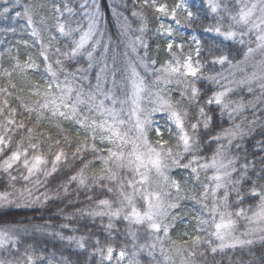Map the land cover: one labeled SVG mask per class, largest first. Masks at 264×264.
Returning a JSON list of instances; mask_svg holds the SVG:
<instances>
[{
  "label": "snow or ice",
  "instance_id": "obj_1",
  "mask_svg": "<svg viewBox=\"0 0 264 264\" xmlns=\"http://www.w3.org/2000/svg\"><path fill=\"white\" fill-rule=\"evenodd\" d=\"M206 2L218 19L205 31L245 49L243 60L233 65L228 55H213L212 48H209L211 63L221 66L227 63L230 68H239L241 63L255 61L254 70L250 74L245 72L242 79L235 81L241 89L246 87L247 92L254 95L253 100L228 99L235 90L231 86H222L221 90L212 92L201 102L202 91L197 82L207 80L219 84L220 79L226 77L222 74L204 75L208 61L199 59L203 55L200 40L192 38L196 45L197 59L194 60L191 51L185 54L184 45L171 39L176 32L175 26L183 23L191 27L198 19L183 0L171 7L159 0H142L141 8H152L157 19L167 17L175 22L174 26L160 21L157 31L169 37L166 44L169 58L159 67L155 66V59L149 62L146 54L139 55L138 46H142L145 52L148 47L143 40L145 17L143 12H132V16L140 20L137 31L141 35L129 39L127 44L136 59L127 65L121 82L123 98L114 94L117 88L115 69L112 71L111 88L101 84L106 66L97 72L96 84L85 91L83 80L87 77L79 81L77 77L81 69L67 71L60 59L56 60L59 68H54L49 62L48 49L56 36H51L48 44L43 43L41 36L42 32L49 30L46 18L40 16L36 19L38 10L35 4L16 0L22 11H15V17L26 20L30 35L40 43V56L51 79L45 78L43 84L21 80L19 86L14 82L13 74L17 71L26 76L29 69L39 67L31 56L23 64L16 59L11 69L0 70V176L7 177V186L13 189L12 192H0V209L52 199L47 191L39 195L37 192L41 187H47L50 177L67 167L75 171L58 184L57 189L62 188L67 194L69 186L75 183L78 190L107 192L110 196L96 199L95 207L88 209L86 214L107 217L106 231L109 235L115 220L122 219L128 225L131 251L127 246L117 251L112 243L101 247L97 239L95 253L100 258L98 264H141L139 257L143 253L151 257L150 264H175L171 253L179 257L180 264H198L197 256L205 255L198 252L203 245H208L211 252L216 253L237 247L250 248L258 241L264 244V138L257 140L251 151L246 146V138L252 136L258 127L264 130V120L256 115L264 112V0H235V11L229 9L227 0H224L223 10L229 21L227 26L224 25L225 16L220 15L222 0ZM118 7L115 0L107 5L120 34L126 36L131 24ZM79 8L83 20H74L76 10L70 6L69 0H62V6L57 3L56 29L61 37L79 33V39L71 40V51L62 53L69 61L84 56L86 47L91 44L92 50L86 52L88 68L91 69L93 53L101 44L96 35L99 32L103 36L100 26L106 18L101 0H91L90 3L84 0ZM9 12L6 6L0 10L3 15ZM178 14L183 15V21ZM65 15L68 20H63ZM84 21L87 22L86 28ZM72 23L77 26L72 27ZM93 40L95 43H91ZM23 43L27 45L28 42ZM56 51L60 53L59 48ZM138 67L144 69V75ZM149 76L154 77L150 83ZM231 83L229 81V85ZM172 85L176 88L170 87ZM257 89L259 95H255ZM173 91L179 92L178 99L173 98ZM213 105L219 108L221 121L227 115L229 126H221L215 135L210 136L209 143H217L211 156H201V128L204 133L211 131L214 116L206 108L211 110ZM249 108L252 109L250 120L243 115ZM155 113L164 114L168 139H164L160 126L155 127V141L149 139L148 130L153 125ZM238 116L239 123L236 122ZM63 122L75 127L74 134L69 133ZM261 135L264 136V131ZM173 168L189 170V175L183 179L184 187L179 179L170 175ZM14 170H20L18 175L13 174ZM18 179L25 182L19 190L15 187ZM190 179L203 189L199 196L193 194L191 198L202 205L210 219L201 213L197 217L198 234L185 232L183 235L188 239L178 243L171 240L169 232L180 217L174 215L169 219L170 210L176 209L179 201L185 198L181 194L187 190ZM192 191L195 193V185ZM233 194L236 204L242 205L246 199L256 200V203L229 211ZM55 195L59 196V191ZM87 199L93 200V196ZM78 211L84 213L83 209ZM240 219L246 221L247 227L237 235ZM62 227L67 228L68 225ZM140 228L147 231L150 243H138ZM27 231L28 228L20 223L4 224L0 227V250L10 255L12 251L19 253L17 233ZM202 232H207V237L199 234ZM66 239L75 241L81 249L85 248L84 237L69 236ZM166 239L171 242L170 248L164 247ZM158 246L162 259L156 258ZM35 259L26 248L14 259H0V264H35Z\"/></svg>",
  "mask_w": 264,
  "mask_h": 264
},
{
  "label": "trees",
  "instance_id": "obj_2",
  "mask_svg": "<svg viewBox=\"0 0 264 264\" xmlns=\"http://www.w3.org/2000/svg\"><path fill=\"white\" fill-rule=\"evenodd\" d=\"M28 2L35 4L37 7L38 15L36 19H39L40 16H44L47 20L49 30L41 33L43 43L48 44L50 37L56 36V40L51 41V47L48 49L49 62L52 63L53 67L56 69L59 68V66L56 65L57 59L63 61V67L67 71H75L77 68L81 69V71L77 73V77L78 81L83 77H87V79L83 80L84 88L88 87L89 81L90 84L96 81V74L100 72L97 64L101 62V58L107 61H113L118 67L121 66L120 71L124 69L123 67H127L128 61L126 59L128 57L136 59V55L130 53L131 49L127 47L129 39H135L137 37L136 32L140 26V20L132 16L134 10L143 12L145 17L146 31L143 40L148 47L145 52L142 46H138L139 55L145 56L146 54L149 62L155 59L157 61L156 65L162 64L165 59L169 58L166 51L168 40L156 32L160 19H157V14L152 8H141L142 0H135V2L134 0H115L119 5L118 10L123 13L124 17H127L131 24V30L126 36L120 34L117 23L107 8V5L113 3L114 0H101L106 20L102 21L100 26L103 36L101 37L99 32L96 35V39H101V44L97 46L96 51L93 53V59L91 61L93 67L91 69L88 68L89 60L86 58V52L92 50L91 44L86 47L84 56L78 57L74 61H69L62 55L65 51H71L72 39H79V33H75L72 37H61L56 29L57 14L55 12V5L60 3L62 6V0H28ZM82 2H84V0H69L70 6H73L76 10V16L73 18L74 20H83L81 9L79 8V4ZM90 2L91 0H89V3ZM159 2L173 6L178 0H159ZM223 2L224 0H222L220 15L225 16L224 25L227 26L229 21L223 10ZM229 3L230 1L227 0V5H229ZM5 6L10 9V12L7 15L0 14V70L6 68L11 69L16 59H19L20 63L23 64L27 57L31 56L39 67L37 69H29L26 76L24 73L17 71L13 74V80L18 86L21 80L43 84L45 78L51 79V77L46 72V65L43 61V57L40 56V43L36 41V38L30 35V30L26 26V20L15 17V11H22V9L16 5V0H0V10ZM191 8L195 10L198 19L191 27L183 25L185 29L188 30L187 34H185V39H189L195 34L197 39L201 41L203 55L199 59L208 61L204 67V75H215L216 72H219L223 67L228 65L227 63L223 66L219 64L213 65L211 63L212 56L209 55L208 52L209 48H212L213 55H228L233 64L242 60L245 49L239 44L225 42L214 33L205 31L206 27L214 25L218 19L217 15L211 13L206 0H193L191 2ZM61 10H63V8H61ZM231 10L235 11L234 9ZM63 20H68L67 15L63 17ZM76 26L75 23H72V27ZM83 26L85 28L87 27L86 21H84ZM24 41L28 42L27 45L23 43ZM105 45H107V49L103 52L102 49ZM57 48L60 49V53H57ZM194 49V47L191 48L193 55L195 54ZM107 73L108 72L103 73L102 75H106ZM224 82L225 81L221 79L219 84L210 83L207 80L198 81L197 86L202 91L201 102H203V99L210 96L212 92L221 90L222 86H224ZM104 85L106 86L107 83L103 84V86ZM172 95L174 99L179 98L178 91H173ZM255 95H259L258 89ZM33 99H35V97H33ZM228 99L234 101L243 99L247 102L253 100L254 95L248 93L246 87L243 89L238 88L230 94ZM185 103H187V101H185ZM13 104L16 106L15 102H13ZM192 111L194 113L195 109ZM206 111H209V114L214 116V120L210 132L204 133L201 128V156H211L212 152L217 147V143L214 141L209 143L210 136L215 135L221 126H229L227 115L225 114L223 121H221L219 108L215 105L212 106L211 110L206 108ZM243 115L247 116L249 120L252 119V109L249 108ZM256 115L259 116L261 120H264V112H257ZM236 122H240L239 116L236 118ZM63 126L68 128L70 134H74L75 127H69V122H63ZM244 126L247 127V124ZM161 128L164 132V139H168L166 126ZM52 131L55 132L56 129H52ZM262 131L264 130L258 127L252 136L246 138V146L249 151L252 150L257 140L264 138V136L261 135ZM150 137L154 142L156 139L155 133L153 134V132H150ZM172 143L175 144V141H172ZM249 158L251 159V157ZM96 166H98V162ZM18 171L20 170H14L13 174L18 175ZM73 171H75L74 168H62L54 177L49 178V183L46 188L41 187L39 192H37V195H39L47 191L50 196H53L52 199L46 202L42 199L40 203L34 204L21 203L19 207L12 205L10 208L0 209V227L4 226L6 223H20L28 228L27 232L17 233L19 253L12 251L10 255L8 252L0 250V259H14L24 253L27 248L36 258L35 264H98L100 258L98 254L95 253L97 239L100 241L101 247L108 243H112L117 251L125 246L131 251L132 241L128 236V225L125 221L122 219L115 220L114 228L112 229L111 235H109L106 231V225L108 224L107 217H92L86 214L88 209L95 207L94 201L96 199L110 196V194L101 192L99 189H96L94 192H89L87 189L78 190L75 183L69 186L67 194H65L62 188L57 189V185L67 180V177L71 175ZM208 174L210 175L211 173L209 172ZM170 175L179 179L182 187H184L183 179L189 175V170L173 168L170 171ZM203 177L204 173L202 172V180ZM41 179H43V177H41ZM24 184L25 182L23 180L18 179L15 187L19 190ZM194 185L195 193L192 191ZM5 190L9 192L13 191L12 188L7 186V177L0 176V192ZM202 190L203 189L199 185L195 184L194 180H189L187 190L181 194L185 198L179 201V206L174 209L175 211L172 215H179L180 219L175 222V227L170 229L169 235L171 240H176L178 243L187 240L188 237L183 235L185 232H188L190 235L198 234L196 232L198 223L197 217H200L201 213H203L204 218L210 219L202 205L191 198L193 194L199 196ZM57 191H59V196L55 195ZM172 191L174 194L175 190L173 189ZM220 195H223L222 191ZM88 196H93V200H88ZM208 203L209 205L211 204V199H209ZM255 203L256 200L246 199L242 205L236 204L235 195L233 194L229 201L230 208L228 210L234 212L239 207L247 208L249 205H255ZM80 209H83L84 213L78 211ZM169 219H171L170 216ZM65 224L68 225L67 228L62 227V225ZM244 224H246L245 220L240 219L238 221L237 235L243 232ZM138 234V243L151 242V238L144 228H140ZM199 234L207 237V232ZM161 235H163V233H161ZM69 236H74L77 239L84 237L85 248L81 249L77 246L75 241L66 239ZM167 241L170 242V240ZM201 251L204 252L205 255L203 257L197 256L196 259L198 264H264V244L259 241L250 248L242 249L237 247L236 249H225L223 252L218 250L216 253H212L208 245H203L198 249V252ZM156 258L161 259L157 254ZM139 259L141 260V264H150L151 261V257L147 256L146 253L141 254Z\"/></svg>",
  "mask_w": 264,
  "mask_h": 264
},
{
  "label": "rangeland",
  "instance_id": "obj_3",
  "mask_svg": "<svg viewBox=\"0 0 264 264\" xmlns=\"http://www.w3.org/2000/svg\"><path fill=\"white\" fill-rule=\"evenodd\" d=\"M193 0H183V2L187 5V7H188V9L190 10V11H192V12H194V13H196L195 12V10L194 9H192L191 8V2H192ZM230 1V3H229V5H228V7H229V9H234V10H236V6H235V0H229ZM178 2H179V0H178ZM171 7V6H170ZM178 18L179 19H181L182 21H183V15L182 14H178ZM163 21V23L165 24V25H168V24H173L174 26H175V22L174 21H172V20H170L169 18H167V17H161L160 18V21ZM160 24V23H159ZM184 24L182 23L180 26H175V28H176V32L174 33V35H173V37H171V39H173L174 41H175V43H177V44H183L184 45V53L185 54H187L189 51H191V48L192 47H196V45H195V43H194V41H193V37H195V39H197V36L196 35H193V36H191L189 39H185V34H187V30L185 29V26H183ZM140 27V26H139ZM138 27V28H139ZM158 28H159V25H158V27H157V29H156V32H158L157 30H158ZM146 31V30H145ZM145 33V32H144ZM136 34H137V36H140L141 34H140V32L139 31H137L136 32ZM158 34H160V35H162V36H164L167 40L169 39V37H167V35L165 34V33H160V32H158ZM143 36H144V34H143ZM198 40V39H197ZM92 43H95V40H93L92 41ZM254 46V45H253ZM174 51H177V49H173ZM102 51L103 52H105L106 51V48H105V46L103 47V49H102ZM131 51V50H130ZM130 53H132V52H130ZM133 54V53H132ZM193 56V59L195 60V59H197L196 58V55L194 54V55H192ZM256 59L258 60L259 59V56H257L256 57ZM127 61H128V64L130 63V62H133V61H135V59H133V58H131V57H128L127 59H126ZM243 60V59H242ZM242 60H240V61H242ZM237 63V62H236ZM236 63H234L233 65H235ZM254 63H255V61H253V60H250V61H248L246 64L245 63H241L240 64V66H239V68H230L229 67V65H226L225 67H223L219 72H216L215 73V75L216 74H222V76H224V77H226V79H221V80H223V81H225L224 82V86H231L234 90H236V89H238V88H240L236 83H235V81H238L239 79H242L243 78V76L245 75V72H247V73H251L254 69H253V65H254ZM97 66H98V68L101 70L102 68H105L106 66V72H108L106 75H101L102 77H101V83H102V86H103V84H106L107 83V85H106V88H111L112 87V80H113V76H112V71H113V69H115V71H116V73H117V75H116V77H115V79H116V83H117V88L116 89H114V94L116 95V96H118L119 98H123V94H122V92L120 91V85H121V82H122V80H123V77H124V75L126 74V69H127V67H123L124 69L122 70V71H120V69H121V66H117V64L115 65L114 63H113V61H107L106 59H104V58H101V62H98V64H97ZM156 67H159L160 65H155ZM138 71L141 73V75H144L145 73H144V69L142 68V67H138ZM105 72V73H106ZM64 77H63V75L61 74L60 75V79L62 80ZM152 79H154V77H151V76H149L148 77V80H149V83L151 82V80ZM229 81H232V83L229 85ZM96 82L97 81H94L92 84H89V85H87L88 87L87 88H84L85 89V91H88L89 89H90V85L91 86H94L95 84H96ZM109 84V85H108ZM105 86V85H104ZM161 87H163V85H161ZM170 87H172V88H176V86L175 85H172V86H170ZM106 103H109L110 104V102H106ZM150 106V105H149ZM117 107H119V105H117ZM126 118V117H125ZM156 126H160V127H163V126H165V120H164V114H161V113H155L154 115H153V125H152V127L148 130V136H149V139L151 140V137H150V132H153V134L155 133V127ZM152 141V140H151ZM175 210L174 209H172V210H170V212H171V215H170V217L173 215V212H174ZM247 227V224H244V230H245V228ZM243 230V231H244ZM163 244H164V247L165 248H170L171 247V242H169V241H167V240H164L163 241ZM156 254L160 257V255H159V246L157 247V252H156ZM171 255L173 256V259L175 260V264H180V260H179V257H177L176 255H175V253H171ZM161 258V257H160ZM162 259V258H161Z\"/></svg>",
  "mask_w": 264,
  "mask_h": 264
}]
</instances>
